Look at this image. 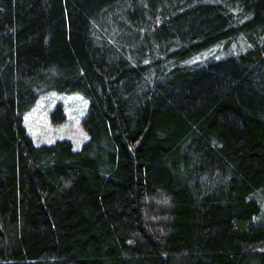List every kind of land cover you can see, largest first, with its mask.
<instances>
[{
    "label": "trees",
    "instance_id": "obj_1",
    "mask_svg": "<svg viewBox=\"0 0 264 264\" xmlns=\"http://www.w3.org/2000/svg\"><path fill=\"white\" fill-rule=\"evenodd\" d=\"M0 264H264V0H0Z\"/></svg>",
    "mask_w": 264,
    "mask_h": 264
},
{
    "label": "rangeland",
    "instance_id": "obj_2",
    "mask_svg": "<svg viewBox=\"0 0 264 264\" xmlns=\"http://www.w3.org/2000/svg\"><path fill=\"white\" fill-rule=\"evenodd\" d=\"M88 100L78 92L48 91L23 116L24 126L36 145L66 138L78 149L87 138L82 119Z\"/></svg>",
    "mask_w": 264,
    "mask_h": 264
}]
</instances>
